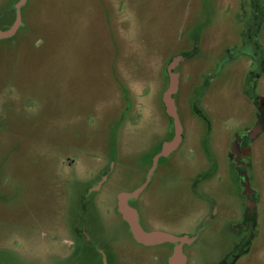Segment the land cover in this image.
Returning a JSON list of instances; mask_svg holds the SVG:
<instances>
[{"label":"rangeland","instance_id":"obj_1","mask_svg":"<svg viewBox=\"0 0 264 264\" xmlns=\"http://www.w3.org/2000/svg\"><path fill=\"white\" fill-rule=\"evenodd\" d=\"M13 1L0 0L1 30L13 24ZM21 17L0 39V264H104L89 245L73 250L72 226L84 187L108 170L87 219L90 235L116 252L107 264H168L167 245L134 240L116 194L147 178L149 157L171 138L166 66L194 50L178 69L182 142L151 177L168 189L154 213L172 223L162 231H194L209 206L189 184L210 178L199 191L216 199L218 215L185 255L217 264L239 238L231 228L243 204L228 153L255 123L253 97L264 98V0H27ZM202 87L207 120L190 107ZM249 174L256 236L236 264H264V131Z\"/></svg>","mask_w":264,"mask_h":264},{"label":"flooded vegetation","instance_id":"obj_2","mask_svg":"<svg viewBox=\"0 0 264 264\" xmlns=\"http://www.w3.org/2000/svg\"><path fill=\"white\" fill-rule=\"evenodd\" d=\"M194 53H195V50L193 52L182 53L186 55V58L182 62H180L173 70L175 73L178 74V79H179L178 90L174 94V100H175V105L177 107V113L179 115L180 120H181L180 109L176 101V95L178 94L179 87H180V73L178 72V69H179V66L185 60L192 57ZM258 63L259 64L262 63L264 65L263 61H260ZM167 83H168V76H167ZM206 92L207 90L205 89V87H202V91L199 97L196 100H193V102L190 104V107H192V110H194V112L204 120H207V117L205 113L198 107V105L201 99L203 98V96L206 94ZM253 101H254V105L256 108L255 123L253 126L246 127L244 131L242 132V134L236 135L235 140L232 143V147L228 153L230 165L234 169L235 178L238 183L240 194H241L242 201H243L242 208L239 213V219H237L236 221L232 223V228H231L232 231H234L235 233H238L239 238L235 239V241L233 242V247L226 253V255L217 264H236L237 261L245 253H247L250 250L252 241L254 237L256 236L259 194L253 185V179L251 175L249 174V167H250L252 142L255 139H257L259 135L261 134V133H258L254 135L253 134L254 129L255 127L259 126L261 123L264 125V98L261 96L255 95V97H253ZM127 107L128 109L125 110L126 112L130 110L131 104L129 103ZM164 111H165V108H164ZM168 119H169L170 127L172 130V136L168 140H162L160 142L158 150L149 157L150 167L151 166L153 167L154 157L157 154H159V152L162 150V144L166 141H170L173 138L174 132H173L172 120L169 117ZM174 151H172L170 155L167 157H163V156L159 157L157 164L155 166V169L158 167V165L162 161L168 160ZM155 169H154V172H155ZM109 172H110L109 170L104 172V174H102L97 179H93L92 182H90L88 185L84 187V191L80 194V197H79L80 199L78 203L79 210H80L79 216H78V225L72 226L74 237L75 239H77L76 243L74 242L75 247L73 249L74 250L80 249L79 250L80 252L83 247L85 248L86 246L89 245L93 247L94 249H96V251L101 255L102 262H103L104 256L107 262L108 254L111 255L112 257H115L116 252L104 240L100 239L99 241H97L92 235H90V233L87 230V219L91 217L89 207L93 204L92 203L93 197L95 196L97 191L101 190L104 183L107 181V176ZM103 177H106V179L105 181L101 183V179ZM153 179L154 178H150V179L145 178V180L141 182L139 185H136L132 189L127 190V191H132V190H136L137 188H141L143 186L138 196L135 199L130 201V206L133 207L137 211L139 222L144 230L162 231L163 229H166L167 231L169 230L167 228L172 227V225H167V224H172V223L166 222L165 221L166 217L159 218L154 213L156 203H158V200L164 199L168 191V189L166 188V181H164L163 183H157L154 185V184H151ZM209 180L210 178L201 176V177L194 179L189 184V192L191 193V195L204 200L209 206V211L200 221V224H201L200 226H197L192 232L186 231L187 234L197 235V239L194 242H191L189 244L185 243L182 245L183 255H185V251L189 247H192L198 241L200 234L204 230L211 227L212 224L216 221V218L218 215V203L216 199L208 196L205 193H201L199 191V186L201 185V183L204 181H209ZM98 183H99V186L98 188H96ZM184 190H185V184L182 182V180L180 181L178 180V184L176 185V187L174 189H170L169 191L170 193L174 192V194L172 195L175 196L176 203H178L179 199H183ZM120 192L116 194V208H117V196ZM183 232L184 231H182L181 233H174V232H170V233L179 235V234H184ZM139 244L145 247H152V246L161 245V244L167 245V248H166L167 254L165 257H166L168 264H173L172 258L175 255V251L177 247L181 245V243H172V242H163V243L155 244V245H144L141 243ZM132 254L134 256L133 252H130L129 255H132ZM185 257H186V260L184 264H187L188 258L186 255Z\"/></svg>","mask_w":264,"mask_h":264},{"label":"water","instance_id":"obj_3","mask_svg":"<svg viewBox=\"0 0 264 264\" xmlns=\"http://www.w3.org/2000/svg\"><path fill=\"white\" fill-rule=\"evenodd\" d=\"M26 1L27 0H19L15 4V21L8 29H0V39L13 36L20 27V25H22L21 8L26 4ZM185 58V54L175 55L170 58L166 67L168 83L162 94V102L165 108L166 115L172 120L174 135L170 141H166L162 144V150L159 152V154L154 157L153 167L150 169V172L147 176L148 179L152 177L153 171L155 169L159 157L169 156L172 151L177 149L183 138V128L181 120L177 113V107L175 105L174 100V94L178 90L179 79L178 74L175 73L173 70ZM263 126L264 125L261 123L259 126L255 127L253 134L256 135L258 133H262L264 130ZM105 179L106 177H103L101 179V183L105 181ZM98 186L99 183L96 187ZM142 188L143 186L132 191H121L117 196V211L122 215L124 221L128 224L130 233L138 243L144 245H155L163 242L181 243V245H179L175 251V255L172 258V262L173 264H184L186 257L182 253V245L185 243L189 244L191 242H194L197 239V235H191L187 233L176 235L170 232L160 230H144L139 222L137 211L130 206V201L138 196ZM104 263L107 264L105 256Z\"/></svg>","mask_w":264,"mask_h":264},{"label":"trees","instance_id":"obj_4","mask_svg":"<svg viewBox=\"0 0 264 264\" xmlns=\"http://www.w3.org/2000/svg\"><path fill=\"white\" fill-rule=\"evenodd\" d=\"M16 2V0H14L13 1V3H15ZM11 11H12V20H11V23H10V25L14 22V20H15V7H14V4H13V7H11ZM75 238V237H74ZM76 240L77 239H75V243H76ZM74 250V249H73ZM78 252V251H77ZM79 254H80V252H78Z\"/></svg>","mask_w":264,"mask_h":264}]
</instances>
